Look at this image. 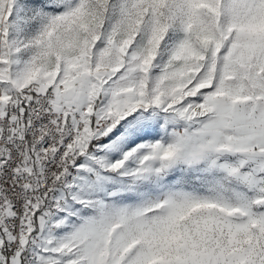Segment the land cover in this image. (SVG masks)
I'll return each mask as SVG.
<instances>
[{"label": "snow or ice", "instance_id": "snow-or-ice-1", "mask_svg": "<svg viewBox=\"0 0 264 264\" xmlns=\"http://www.w3.org/2000/svg\"><path fill=\"white\" fill-rule=\"evenodd\" d=\"M0 264H264V0H0Z\"/></svg>", "mask_w": 264, "mask_h": 264}]
</instances>
